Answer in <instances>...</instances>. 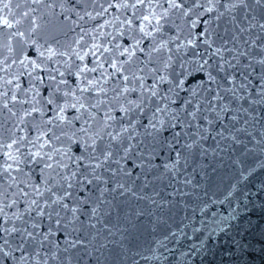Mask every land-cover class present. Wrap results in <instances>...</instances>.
<instances>
[{
    "label": "snow or ice",
    "instance_id": "snow-or-ice-1",
    "mask_svg": "<svg viewBox=\"0 0 264 264\" xmlns=\"http://www.w3.org/2000/svg\"><path fill=\"white\" fill-rule=\"evenodd\" d=\"M241 150L264 0H0V264H108L140 204Z\"/></svg>",
    "mask_w": 264,
    "mask_h": 264
},
{
    "label": "water",
    "instance_id": "water-1",
    "mask_svg": "<svg viewBox=\"0 0 264 264\" xmlns=\"http://www.w3.org/2000/svg\"><path fill=\"white\" fill-rule=\"evenodd\" d=\"M203 165L189 169L183 195L169 188L161 207L140 204L144 214L125 225L108 264H264V153L228 152Z\"/></svg>",
    "mask_w": 264,
    "mask_h": 264
}]
</instances>
